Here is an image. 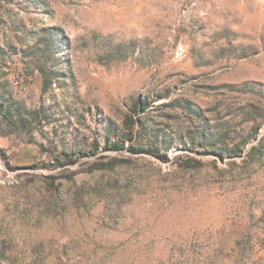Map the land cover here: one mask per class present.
<instances>
[{"label":"rangeland","instance_id":"374dc122","mask_svg":"<svg viewBox=\"0 0 264 264\" xmlns=\"http://www.w3.org/2000/svg\"><path fill=\"white\" fill-rule=\"evenodd\" d=\"M0 264H264V0H0Z\"/></svg>","mask_w":264,"mask_h":264},{"label":"trees","instance_id":"16d2710c","mask_svg":"<svg viewBox=\"0 0 264 264\" xmlns=\"http://www.w3.org/2000/svg\"><path fill=\"white\" fill-rule=\"evenodd\" d=\"M113 147H114V148H118L119 146H118V145H114ZM133 150H134V149H133ZM238 152H240V150H236V151H235V153H238Z\"/></svg>","mask_w":264,"mask_h":264}]
</instances>
